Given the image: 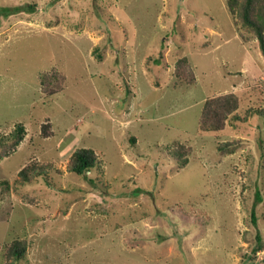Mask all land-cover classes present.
I'll return each instance as SVG.
<instances>
[{
  "label": "rangeland",
  "instance_id": "1",
  "mask_svg": "<svg viewBox=\"0 0 264 264\" xmlns=\"http://www.w3.org/2000/svg\"><path fill=\"white\" fill-rule=\"evenodd\" d=\"M184 56L193 83L175 75ZM54 69L67 80L48 95ZM231 92L240 119L201 132L205 100ZM19 124L0 157V264L16 239L17 264H264V54L227 0H0V137ZM80 147L99 156L83 175L67 170ZM31 163L49 172L21 185Z\"/></svg>",
  "mask_w": 264,
  "mask_h": 264
},
{
  "label": "trees",
  "instance_id": "2",
  "mask_svg": "<svg viewBox=\"0 0 264 264\" xmlns=\"http://www.w3.org/2000/svg\"><path fill=\"white\" fill-rule=\"evenodd\" d=\"M230 11L241 22V26L254 33L256 36L259 47L264 54V0H227ZM26 9V8H24ZM32 13L36 10L35 4H30L26 9ZM20 11V9L16 10ZM175 75L178 78L186 80L189 83H193L196 79V74L190 59L187 56L180 58L175 64ZM66 75L58 70H52L44 72L42 74L41 85L43 91L48 95H54L61 92L65 88ZM240 107V99L235 93H226L211 97L205 100L200 116V131L206 132H222L226 128L228 120L233 117L240 119L238 115V109ZM49 125H43L45 134L50 133ZM26 136V129L24 125L19 124L13 135L9 138L0 137V147L2 153L0 157H9L18 146L22 143ZM238 141H226L219 145V150L222 153H234ZM172 152L170 155L175 158L177 163L181 166H185L189 163V156L192 152V147L186 146L179 141L173 143L171 147ZM99 165V156L92 148L80 147L77 148L69 158L67 164V170L78 175H83L90 172L93 168ZM49 172L48 165H40L37 163H31L23 167L19 175V183L25 185L32 182L38 177L45 176ZM173 210L175 208L173 207ZM180 215L184 220H187L188 213L181 211ZM252 221L256 224V213H252ZM198 216H196L197 218ZM193 218V217H192ZM191 222H200L205 225L207 220L197 218ZM194 219V218H193ZM189 222V223H191ZM204 227V226H203ZM261 240L260 236H258ZM129 246H139L138 241L134 237L130 236L125 241ZM28 241L26 239H16L10 245L6 247L5 257L7 264H17L26 257L28 251ZM264 242H260L258 248H263Z\"/></svg>",
  "mask_w": 264,
  "mask_h": 264
}]
</instances>
